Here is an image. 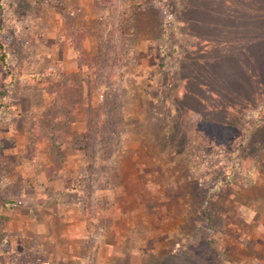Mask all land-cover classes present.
I'll return each instance as SVG.
<instances>
[{
    "label": "rangeland",
    "instance_id": "rangeland-1",
    "mask_svg": "<svg viewBox=\"0 0 264 264\" xmlns=\"http://www.w3.org/2000/svg\"><path fill=\"white\" fill-rule=\"evenodd\" d=\"M168 2L0 0V264H264V0Z\"/></svg>",
    "mask_w": 264,
    "mask_h": 264
},
{
    "label": "trees",
    "instance_id": "trees-1",
    "mask_svg": "<svg viewBox=\"0 0 264 264\" xmlns=\"http://www.w3.org/2000/svg\"><path fill=\"white\" fill-rule=\"evenodd\" d=\"M106 1H108V0H106ZM159 2L163 6V8H167L169 6L168 0H159ZM129 7L130 6L125 3L124 9L121 10V11H123L124 17L121 18V22L119 23V29L120 30H123V28H125V26H127L126 24L128 23V21L131 18V13H130L131 10L129 9ZM0 59H1V62L5 66L8 64L9 55H8L7 47L5 44H0ZM35 78L39 82H47L49 80L50 81H57L58 80L64 84H66L67 86H71V84H72V80L70 79V75L65 73L62 69L57 68V67H51V68L45 69V70L41 71L39 74H37L35 76ZM181 87H182V84H180L178 88L181 89ZM3 94L5 95V92ZM73 111H75V108L72 109V112ZM252 115L257 116V114L254 111H250L248 113V116H252ZM11 204L12 203H9V205H11Z\"/></svg>",
    "mask_w": 264,
    "mask_h": 264
},
{
    "label": "crops",
    "instance_id": "crops-1",
    "mask_svg": "<svg viewBox=\"0 0 264 264\" xmlns=\"http://www.w3.org/2000/svg\"><path fill=\"white\" fill-rule=\"evenodd\" d=\"M258 188H259L260 193L264 192V182L263 181H261L260 183L257 184V188L256 189H258ZM254 201L255 200H253V201L250 200V201H248V203L244 202V205L248 204V206H252V205H254Z\"/></svg>",
    "mask_w": 264,
    "mask_h": 264
}]
</instances>
